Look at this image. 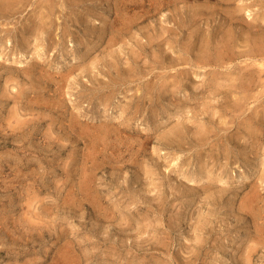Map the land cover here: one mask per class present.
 Wrapping results in <instances>:
<instances>
[{"label":"rangeland","instance_id":"374dc122","mask_svg":"<svg viewBox=\"0 0 264 264\" xmlns=\"http://www.w3.org/2000/svg\"><path fill=\"white\" fill-rule=\"evenodd\" d=\"M0 264H264V0H0Z\"/></svg>","mask_w":264,"mask_h":264},{"label":"bare ground","instance_id":"6f19581e","mask_svg":"<svg viewBox=\"0 0 264 264\" xmlns=\"http://www.w3.org/2000/svg\"><path fill=\"white\" fill-rule=\"evenodd\" d=\"M156 1H157V0H156ZM161 1H162V0H161ZM228 1H229V0H228ZM158 4H159V3H158ZM156 6H158V7H159V5H157V4H156ZM153 10H154V9H153ZM163 14H165V13H163Z\"/></svg>","mask_w":264,"mask_h":264}]
</instances>
